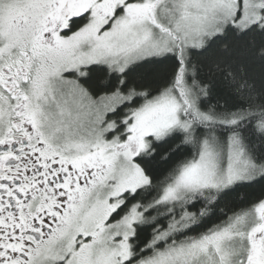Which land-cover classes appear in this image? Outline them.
<instances>
[{"label":"snow or ice","instance_id":"obj_1","mask_svg":"<svg viewBox=\"0 0 264 264\" xmlns=\"http://www.w3.org/2000/svg\"><path fill=\"white\" fill-rule=\"evenodd\" d=\"M0 264H264V0H0Z\"/></svg>","mask_w":264,"mask_h":264}]
</instances>
